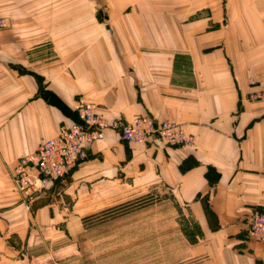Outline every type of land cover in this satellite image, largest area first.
I'll list each match as a JSON object with an SVG mask.
<instances>
[{"label":"crops","instance_id":"obj_1","mask_svg":"<svg viewBox=\"0 0 264 264\" xmlns=\"http://www.w3.org/2000/svg\"><path fill=\"white\" fill-rule=\"evenodd\" d=\"M97 1L108 18L94 19L87 36L85 15L64 19L51 3L0 0V264L17 262L34 227L67 221L80 232V215L60 202L70 196L79 206L87 185L159 193L126 219L127 236L140 237L127 242L144 251L136 264H264V242L247 232L252 211L264 210L263 5L253 6L252 31L245 4L233 14L228 0ZM80 95L109 121L180 122L194 145L128 143L107 129L54 194L37 195L27 210L15 165L80 122Z\"/></svg>","mask_w":264,"mask_h":264},{"label":"rangeland","instance_id":"obj_2","mask_svg":"<svg viewBox=\"0 0 264 264\" xmlns=\"http://www.w3.org/2000/svg\"><path fill=\"white\" fill-rule=\"evenodd\" d=\"M40 1L54 5L55 13L56 11H59L60 15L64 13V19L69 16L70 20H77L85 15L87 36L94 33L95 29L91 26L92 21L94 19H107V14H109L103 11V8V10L97 8L98 6L94 5V0H85V3H83L84 0H38V3H41ZM228 2L233 14H236L237 5L245 4L244 14L247 26L254 31L253 28L257 27V13L253 6L263 5L259 14L264 16V0H228ZM96 3H99V0ZM60 6L64 8H56ZM84 8V13L79 12V9ZM95 8L98 10L95 11ZM231 12L228 11L229 19L232 18ZM5 27L0 28V30ZM262 28L264 36V24ZM69 30L77 31L76 28ZM253 81L251 77L249 83L252 84ZM55 184L54 181L45 190L46 192L44 191L45 194H54ZM14 187L22 197L15 183ZM82 196L85 200L79 206L74 205L70 196L60 202V206L65 208L64 211L67 212L68 216L80 215V218L76 219L79 223L80 232L70 230L67 221H59L49 228L34 227L29 230L30 234L21 238V250L16 253L17 262L15 264H136L141 261V255L144 254V251H141L140 244L134 242L132 245L127 242L130 238L136 240L140 237L136 235L127 236L126 230L129 226L126 219L132 213H136L143 207L158 201L159 193L155 190L141 194L129 187L93 189L87 185ZM27 208L29 210L30 204ZM112 225L114 230L110 231L109 227ZM103 227L107 230L100 237L98 233ZM96 240H101V247L100 242L98 245L96 244ZM5 261L1 264H9L8 260Z\"/></svg>","mask_w":264,"mask_h":264},{"label":"built area","instance_id":"obj_3","mask_svg":"<svg viewBox=\"0 0 264 264\" xmlns=\"http://www.w3.org/2000/svg\"><path fill=\"white\" fill-rule=\"evenodd\" d=\"M6 26L0 18V28ZM75 109L80 122L73 121L59 128L51 138L42 140L35 151L21 157L14 169V182L23 200L30 203L54 181L70 173L86 156L88 146L111 129L128 143L158 142L165 146L191 148L194 137L185 126L173 119H154L136 115L131 119L107 120L95 104L78 96ZM248 235L264 242V210L252 211L247 222Z\"/></svg>","mask_w":264,"mask_h":264},{"label":"trees","instance_id":"obj_4","mask_svg":"<svg viewBox=\"0 0 264 264\" xmlns=\"http://www.w3.org/2000/svg\"><path fill=\"white\" fill-rule=\"evenodd\" d=\"M185 234L190 238V240H194L195 238H193L190 234H189V232H187L186 230H185Z\"/></svg>","mask_w":264,"mask_h":264}]
</instances>
